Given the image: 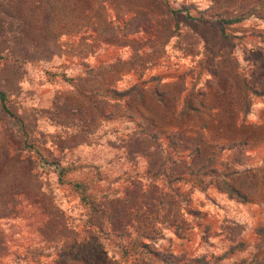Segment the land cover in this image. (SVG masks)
Instances as JSON below:
<instances>
[{
    "label": "rangeland",
    "instance_id": "1",
    "mask_svg": "<svg viewBox=\"0 0 264 264\" xmlns=\"http://www.w3.org/2000/svg\"><path fill=\"white\" fill-rule=\"evenodd\" d=\"M82 1L0 6V264H133L140 230L181 258L264 254V0Z\"/></svg>",
    "mask_w": 264,
    "mask_h": 264
},
{
    "label": "trees",
    "instance_id": "2",
    "mask_svg": "<svg viewBox=\"0 0 264 264\" xmlns=\"http://www.w3.org/2000/svg\"><path fill=\"white\" fill-rule=\"evenodd\" d=\"M238 20H226L224 23L232 24ZM154 79H158L156 76ZM160 79V78H159ZM158 89V88H157ZM153 91V90H152ZM157 91H153V93H157ZM161 92V91H160ZM159 93V92H158ZM157 93V94H158ZM143 95L140 84H134L129 88L124 90H118L115 88L108 89L105 92L101 93L102 97L116 99L117 97L122 98H131V97H140ZM0 99L3 100V107L6 108V94L4 92H0ZM188 109H194L191 106L190 102H186L183 110L181 111L182 115H187ZM245 113V112H244ZM202 182V180H201ZM208 184H214L221 192L227 194L230 199L236 200L241 203L249 202V196L242 192L235 184L230 183L229 180L226 179H217V180H209ZM155 221V220H154ZM140 230V229H139ZM132 239L131 246L128 248H123L125 256H133L132 263L133 264H220V262L227 257V255L231 252V250L225 251L220 255H212L208 257V255H200L193 256L189 258H181L178 254L174 253L169 248H160L155 249L151 246L150 242H147V239L150 240V235L147 234V230H140ZM232 264H264V254L254 255L252 258L245 257L241 258L238 261H235Z\"/></svg>",
    "mask_w": 264,
    "mask_h": 264
},
{
    "label": "crops",
    "instance_id": "3",
    "mask_svg": "<svg viewBox=\"0 0 264 264\" xmlns=\"http://www.w3.org/2000/svg\"><path fill=\"white\" fill-rule=\"evenodd\" d=\"M0 6L2 5L1 3H10L11 0H0ZM6 1V2H3ZM18 3H20L21 8H23V10L21 11L23 14H31L30 9L32 11L33 14H35L36 10H39V8L41 7V5L45 6V9L47 10V13H51L54 12L55 9H65L64 11L61 10H57L54 13L55 14H64V13H75V14H84V2L82 0H50V1H46L41 3V0H17ZM105 5V3H103ZM115 4V2L113 3ZM27 5V6H26ZM121 5V2H117L116 7L119 8ZM125 8V7H123ZM74 9H81L80 12L78 11H73ZM129 10H127L126 12L123 13H129V14H133V10H131V8H128ZM92 12V11H91ZM93 13V12H92ZM18 26H17V32H24V22L23 20L18 21ZM84 24H81L79 27L82 28ZM79 28V29H80ZM14 29V28H11ZM19 40V38L17 39L16 42L13 41H8L10 45H14L15 43H17ZM8 52V51H7ZM4 54L0 53V58L3 59ZM8 55V53H7ZM16 60L19 61L20 63H23V61H26V58L24 56V54H20L19 52L16 53ZM79 63L84 66V58L79 56ZM84 91V89H82ZM82 93V91H81Z\"/></svg>",
    "mask_w": 264,
    "mask_h": 264
}]
</instances>
